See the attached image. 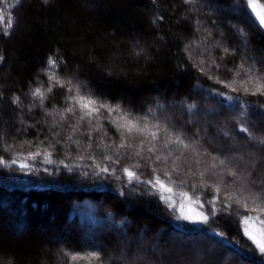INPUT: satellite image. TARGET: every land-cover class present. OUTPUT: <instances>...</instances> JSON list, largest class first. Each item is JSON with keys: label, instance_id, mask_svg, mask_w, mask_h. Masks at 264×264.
<instances>
[{"label": "trees", "instance_id": "obj_1", "mask_svg": "<svg viewBox=\"0 0 264 264\" xmlns=\"http://www.w3.org/2000/svg\"><path fill=\"white\" fill-rule=\"evenodd\" d=\"M16 3L0 0V157L7 165H0V264H156L155 254L145 257V250L156 244L172 248L175 238L209 244L220 264L228 259L264 264V254L232 214L247 212L235 202L230 211L221 210L225 195L240 188L256 191L264 173L259 164L264 144L258 142L264 139V95L245 94L238 85L233 92L217 82L247 79L241 64L264 73V28L245 0H29L20 28L14 25ZM242 40L246 55L240 52ZM110 66L112 76L106 77ZM237 70L241 76H235ZM77 84L150 127L160 124L195 151L174 143L164 147L163 131L140 149L144 138L117 131L109 122L116 113L105 110L81 120L83 113L69 99L75 92L67 91ZM247 87L251 92L252 84ZM36 88L45 99L33 95ZM189 105L195 107L190 111ZM69 107L75 112H67ZM242 126L249 132H241ZM216 138H229L237 149L219 155ZM153 145L155 151H148ZM46 157L52 162L45 163ZM21 163L30 167L20 169ZM103 167L109 171L101 172ZM125 168L137 179L130 180ZM155 176L173 188L171 194L198 196L204 205L199 210L209 214L215 208L216 214L197 228L175 219V209L143 183ZM214 178L220 181L219 196L212 191ZM120 240L127 245L123 255ZM89 253L100 259H71ZM198 255L200 261L207 252Z\"/></svg>", "mask_w": 264, "mask_h": 264}, {"label": "snow or ice", "instance_id": "obj_2", "mask_svg": "<svg viewBox=\"0 0 264 264\" xmlns=\"http://www.w3.org/2000/svg\"><path fill=\"white\" fill-rule=\"evenodd\" d=\"M44 3H47L48 0H43ZM186 3H194L195 0H185ZM17 3H19V0H17ZM245 3L247 6L251 9V12L254 13V19L258 22V26L261 28H264V7H261L256 3V0H245ZM259 9V10H258ZM3 16L0 15V21H3ZM11 21H9V27L11 26ZM241 35H244L243 29L240 30ZM7 34V33H6ZM225 52H228V49H224ZM139 53H137L138 55ZM2 57H0V61H2ZM51 66H56L55 60H50L49 62ZM203 63V61L201 62ZM219 67V65H217ZM240 69H243V75L247 77V79L243 80H236L233 78L231 82H224L220 81L219 78H217L218 83H222L225 88H230L231 91L235 92L237 91L236 85H238L240 88H242L245 92V94H251V95H264V73L261 74H254L257 70L254 68V66H250L248 68H245L243 64L240 65ZM235 76H241V71L237 70L235 72ZM51 80H54L60 87H65V84L62 83L59 79H57L55 76L50 77ZM67 84L71 85V81H67ZM252 84V90L249 92V88L247 85ZM48 92H51L52 89L49 87L47 89ZM67 91L69 93L75 92L74 96L69 97L73 101L74 106H78L80 111L83 113V115L80 117L81 120L88 119L91 121L92 119L98 118L101 110H105L109 115L112 113H116V116L113 117L109 122L113 123L117 131H121L122 134L126 133L130 137L134 138H140L143 137L144 139L140 142V149L144 146V141L148 140L149 137H151L152 140L157 139L160 136V132H165L164 136V147H167L169 143H174L181 145L183 149L187 150L190 147H192V150L195 151V147L191 146L188 143H185L183 139L180 138V136H177L174 140L171 138V134L168 133V130L166 128H162L160 124H153L151 127L149 124L142 119H138L130 112H126L124 109L120 107L119 104L117 105H111L107 101L99 100L98 98L93 97V95L90 92L82 91V88L80 85H72L71 87L67 88ZM33 95L38 97L39 99L43 100L45 99V92L41 88H36L33 91ZM231 99V97H229ZM15 102H19V97L16 98ZM189 110L191 111L192 108H194V105H189ZM67 112H75V107H69L66 109ZM107 118V117H105ZM241 132L248 133L249 130L246 127H241ZM250 135V133H249ZM70 138V137H69ZM260 144H264V139H259L258 141ZM27 143V142H25ZM125 143H121L119 147L123 148L125 147ZM128 147H131V145H127ZM148 151L153 152L155 151V146L153 145L148 149ZM136 155H139V151L135 153ZM40 153H34L31 154L29 157H26V159H35L37 156H39ZM108 159H111V157H108ZM150 159V157H149ZM158 160L163 159L167 160L168 157H157ZM179 159V157H177ZM216 158L213 157V160ZM45 163H51L52 161L49 158H45ZM12 164H16V159H13L11 161ZM175 163V161H174ZM225 163L224 160H220V164L223 165ZM0 165L7 166L5 164V161L2 157H0ZM20 169H27L30 167L27 163H21L19 165ZM212 167L215 168L216 164L213 163ZM175 170V169H174ZM101 172H108L107 167H103L100 169ZM164 175L169 177V180H171V175L168 172V170L165 168ZM124 172L127 174L130 180L137 179V174L133 171H130L129 169L125 168ZM153 172H155V169H153ZM229 174L233 177L237 176V173L235 171H230ZM201 178H203V173L201 174ZM145 184H150L152 188L156 190V193L160 194L161 200L169 207V208H178L180 215L178 219L189 221L193 224H207L209 220V215L214 216L216 214L215 208L211 209L209 211V214H205L203 211L195 213V215L186 214L184 212L185 205L183 202L179 203V205L176 204L175 201H173L172 196L170 195L173 192V188L169 186L164 180L160 178V176H155L154 180H147L143 181ZM172 183H175L172 181ZM181 183H186V181H181ZM264 183V181H262ZM253 184H255V181H253ZM202 186H208L207 181L202 180ZM196 186L193 185V188ZM215 192L217 196L221 193V188L219 184L215 186ZM244 192H247V195H244ZM165 193L169 195H165ZM238 193V194H237ZM181 197L186 198L189 203L191 204H199L200 208L203 209L204 205L203 203H200L199 197L197 196L195 200L192 199V197L188 196L186 192L180 193ZM235 202L236 205H238L240 208H242L245 212H249V215L242 216V214L239 211H236L235 213H232L240 218L241 220V227L244 232V234L248 237L249 240L252 241L253 245L256 249L259 250L261 254H264V219H261L260 214H264V188H261L258 191H252L251 188H240L237 190L236 193L229 192L227 195L223 197V208L222 211H230L232 209V204ZM207 203L212 204L214 203V199L207 200ZM252 213H256L255 216L252 215ZM253 224H258L259 227L256 229V235H253L249 229ZM71 259L73 261H77L79 259H86L89 262L92 260H99L100 256L98 253H89L87 256H77L72 255Z\"/></svg>", "mask_w": 264, "mask_h": 264}, {"label": "rangeland", "instance_id": "obj_3", "mask_svg": "<svg viewBox=\"0 0 264 264\" xmlns=\"http://www.w3.org/2000/svg\"><path fill=\"white\" fill-rule=\"evenodd\" d=\"M28 1L29 0H19V3H16L15 9L12 11L14 13V18H15L14 25L17 28L18 27L20 28V26H21L20 23H19V21L21 19V12H22V9H23L24 5L27 4ZM256 3L258 5H260L261 7H263V5L261 4L260 0H256ZM21 5H23V6L20 9ZM211 6H213V5H211ZM154 18H156V17H153V19ZM16 23H17V25H16ZM153 23L154 22H152V24ZM153 28L157 32H159L161 30V27H160L159 24H153ZM235 30H236V32H239L237 28H235ZM154 40L157 43V45H162V43L164 41L163 38L160 35H156L154 37ZM245 48L246 47L244 46V42L242 40L241 46H240V52L243 55L247 54V50H245ZM232 66H234V65H232ZM108 68L109 69H107L105 71L106 72L105 73L106 77L112 76V73H113V70H112L113 68L111 66L108 67ZM8 75H9L8 73L3 74V76H2L3 79L7 78ZM210 112L211 111H207L206 114H208ZM225 139L226 140L220 141V140H218L216 138V145L215 146H217V148L220 150V154L219 155L226 154V151H228V150L231 151L232 149H235V148L237 149V147H235V146H231V147L229 146L230 145L229 138L228 139L225 138ZM251 144H253V143H251ZM251 148H252V146H251ZM239 151H240V149H239ZM259 164H261L263 166L264 162L263 161H259ZM262 181H264V173L259 178V181H258L257 186H256V188H257L256 191L260 190L261 188H264V183H262ZM217 184H219V186H221L220 185V181L218 180V178H214L213 183H212V188H213L212 191L213 192H215L214 189H215V186ZM180 193H181V191H180ZM170 195L172 196L173 201H175L177 205H179V203H181V202L184 203V205H185L184 212L186 214L195 215V213L200 212L199 204H191V203H189V201L186 198L181 197L180 194H176L175 193V194H170ZM215 195H216V192H215ZM244 195H247V192L244 193ZM173 209H175V211H174L175 212L174 213L175 219L188 224L190 227L197 228V227H200V226L204 225V224H193V223H191L189 221L178 219V217L180 215V212H179L178 208H173ZM246 214L249 215V212H247ZM252 215L255 216L256 213H252ZM260 215H261V219H264V214H260ZM209 219H210V215H209ZM17 227H18V229H21V227H22L21 226V222H19ZM258 227H259L258 224H253L250 227L249 231L253 235H256L257 234L256 233V229ZM209 231H211V230H209ZM207 232H208V230H207ZM173 241H174L173 242L174 246L172 248L169 247V248L166 249L165 246H162L160 244H156L154 249L145 250V255L144 256L147 257L148 254H151V253L155 254V258H156L155 261H157L156 264H220L221 260H219L217 257H212V255H211L212 253H211L210 249L207 248V246L209 244L206 246L205 242H203L204 243L203 244L202 242L201 243H199L198 241L192 242L191 240H189V242L186 244V243H183V242L180 243V240L177 239V238H175ZM117 245H118V247H120L118 254H120V255L125 254V252L127 250V245L125 243H123L121 240L117 243ZM177 245H180V247H178ZM185 245H187V246H185ZM103 247L107 248L106 246H103ZM142 247H144V246L142 245ZM204 247H206V248H204ZM204 249L207 252V255L204 256V258H201L200 261H198L199 260L198 253H199V251H202ZM144 256L139 258L140 262L144 261V259H146ZM111 257L114 258L113 256H111ZM147 264H155V263H147ZM224 264H230L229 259L226 260V262Z\"/></svg>", "mask_w": 264, "mask_h": 264}]
</instances>
